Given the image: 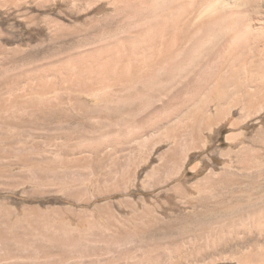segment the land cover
Listing matches in <instances>:
<instances>
[{
  "label": "rangeland",
  "instance_id": "rangeland-1",
  "mask_svg": "<svg viewBox=\"0 0 264 264\" xmlns=\"http://www.w3.org/2000/svg\"><path fill=\"white\" fill-rule=\"evenodd\" d=\"M99 48L117 56L118 0H0V264H138L127 259L135 234L131 239L128 225L118 222L135 224L133 202L164 208L173 187L206 175L239 178L223 186L245 191L246 175L264 171L245 168L248 160L264 159L255 133L264 126V110L242 119L233 108L231 117L241 124L232 128L230 115L205 101L208 112L222 116L215 114L203 129L205 141L195 142L186 119L177 120L191 109L199 113L196 102L205 94L193 96L190 107L181 95L169 101L144 96L128 105L114 99L98 107L86 94V106L75 103L68 77L80 75L79 55ZM231 132L241 134L226 140ZM247 143H255L259 157L244 151ZM254 190L264 198V187ZM170 204L190 209L175 199ZM123 237L126 243L118 245ZM142 254L150 259L148 251ZM161 255L164 262L156 264H167ZM214 264L237 263L221 258Z\"/></svg>",
  "mask_w": 264,
  "mask_h": 264
},
{
  "label": "bare ground",
  "instance_id": "bare-ground-1",
  "mask_svg": "<svg viewBox=\"0 0 264 264\" xmlns=\"http://www.w3.org/2000/svg\"><path fill=\"white\" fill-rule=\"evenodd\" d=\"M117 49L115 58L104 48L91 51L88 57L78 54L75 65L80 72L82 68L87 72L67 75L70 84L76 86L75 103L85 104L82 96L86 94L98 107L114 99L128 105L144 96L169 101L181 95L191 106L193 96L205 94L204 101H195L201 108L199 113H191V109L177 120L186 119L185 128L195 142L203 137L205 141L203 129L217 119V113L230 115L227 122L235 128L241 118L264 110V0H118ZM117 90L124 95H116ZM205 101L215 103L217 113L208 112L207 105L202 104L211 102ZM233 108L243 117H231ZM255 133L264 143V126ZM240 134L231 132L226 140ZM258 140L253 138V142ZM254 145L244 144L243 149L259 157L260 150ZM249 161L245 166L248 170L264 167V159L261 164ZM262 175L264 171L246 175L249 188L245 191L223 186L230 180L231 185L240 182L224 175H206L191 186L178 184L166 194L163 203L169 206L164 208L155 201L141 205L133 202L131 211L139 215L135 224L118 221L128 225L123 230L131 239V233L137 237L130 240L134 253L127 259L156 264L163 261V254L167 264H193L199 256L204 260L210 256L200 264H214L221 258L237 264H264V198L254 193V189L264 187ZM203 180L210 185H201ZM174 199L190 209L175 208L170 204ZM124 237L118 239V245L126 243L121 242ZM146 251L149 260L142 254ZM139 253L141 257H137Z\"/></svg>",
  "mask_w": 264,
  "mask_h": 264
}]
</instances>
